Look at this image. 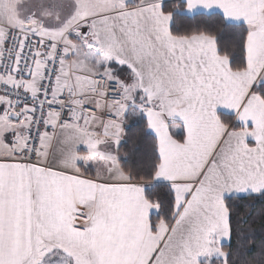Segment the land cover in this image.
I'll return each mask as SVG.
<instances>
[{"label": "snow or ice", "instance_id": "obj_1", "mask_svg": "<svg viewBox=\"0 0 264 264\" xmlns=\"http://www.w3.org/2000/svg\"><path fill=\"white\" fill-rule=\"evenodd\" d=\"M251 200L264 0H0V264H231Z\"/></svg>", "mask_w": 264, "mask_h": 264}, {"label": "trees", "instance_id": "obj_2", "mask_svg": "<svg viewBox=\"0 0 264 264\" xmlns=\"http://www.w3.org/2000/svg\"><path fill=\"white\" fill-rule=\"evenodd\" d=\"M184 27L192 26H208L215 25V19L196 18L183 19L180 21ZM224 44L231 43L232 37L225 32L221 36ZM128 144L124 145L122 152L134 150L132 162L136 163L140 157L150 151L151 137L146 136L140 127L132 126L127 131ZM247 205V206H246ZM236 211L241 213V219L246 223L240 224L242 230L241 238L238 239L236 231L229 245L224 246L225 251L231 252V264H258L254 259L260 254L261 248L264 247V200L238 201ZM237 223V219L233 218V224ZM239 248V254L237 249Z\"/></svg>", "mask_w": 264, "mask_h": 264}, {"label": "crops", "instance_id": "obj_3", "mask_svg": "<svg viewBox=\"0 0 264 264\" xmlns=\"http://www.w3.org/2000/svg\"><path fill=\"white\" fill-rule=\"evenodd\" d=\"M226 245H229V242L226 241L225 244H224V246H226Z\"/></svg>", "mask_w": 264, "mask_h": 264}]
</instances>
